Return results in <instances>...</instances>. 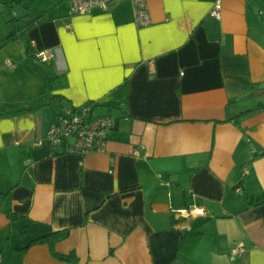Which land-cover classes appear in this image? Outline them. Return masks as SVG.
Returning <instances> with one entry per match:
<instances>
[{
	"label": "crops",
	"instance_id": "obj_1",
	"mask_svg": "<svg viewBox=\"0 0 264 264\" xmlns=\"http://www.w3.org/2000/svg\"><path fill=\"white\" fill-rule=\"evenodd\" d=\"M147 1L146 27L131 0L85 15L36 1L57 17L25 40L57 51L65 106H45L34 71L41 95L6 101L30 110L0 116V264H264V0ZM93 103L118 121L105 150L55 147L62 110Z\"/></svg>",
	"mask_w": 264,
	"mask_h": 264
},
{
	"label": "built area",
	"instance_id": "obj_2",
	"mask_svg": "<svg viewBox=\"0 0 264 264\" xmlns=\"http://www.w3.org/2000/svg\"><path fill=\"white\" fill-rule=\"evenodd\" d=\"M117 0H71V15L92 14L94 12H107L111 5ZM134 7L135 22L139 27H146L152 23L150 7L147 0H131ZM222 4L219 1L211 15L221 18ZM41 63H51L57 57V51L47 49L36 54ZM117 126V120L111 115L94 116V109L91 106L83 108L66 107L59 115L58 122L50 129V140L55 147L67 146V151L76 154H89L105 150L109 133ZM74 140V144L70 141ZM246 173L248 171L246 170ZM190 213L201 214L197 209L190 210ZM245 252L244 246L234 250V255H241Z\"/></svg>",
	"mask_w": 264,
	"mask_h": 264
},
{
	"label": "trees",
	"instance_id": "obj_3",
	"mask_svg": "<svg viewBox=\"0 0 264 264\" xmlns=\"http://www.w3.org/2000/svg\"><path fill=\"white\" fill-rule=\"evenodd\" d=\"M37 0H23L21 8L23 11L27 12V23L24 24L23 18H20L17 15L16 8L9 4L7 6V11L9 15V19L7 20V26L9 30L14 32V35L9 39L3 41L0 45V50L7 45V43L13 41L23 40L26 48L27 61L31 65L33 71L37 75L38 79L42 81L45 88V97L46 103L45 106L48 107H63V97L56 92L67 87V80L64 75H58L52 71L50 63L45 64L39 62L37 59L33 47L29 40H25L26 35L29 33L30 29H32L37 23L46 22L54 20L57 17V9L52 8L50 10H39L35 7ZM95 108V104L88 105ZM264 108V104L262 105ZM30 109H20L15 104L7 103L4 106H0V116L6 115H17L23 112L29 111ZM239 117L236 119L238 120ZM118 122V121H117ZM117 127V126H116ZM254 157L264 156V152L258 150L257 146H253ZM69 236V231H58L51 232L46 236L40 237L32 242V245L38 244H48L51 248L65 240ZM55 256L61 260L68 261L70 263L76 262V256L74 254L71 255H60L55 253Z\"/></svg>",
	"mask_w": 264,
	"mask_h": 264
},
{
	"label": "rangeland",
	"instance_id": "obj_4",
	"mask_svg": "<svg viewBox=\"0 0 264 264\" xmlns=\"http://www.w3.org/2000/svg\"><path fill=\"white\" fill-rule=\"evenodd\" d=\"M12 3L17 10V15L22 16L24 12L21 11L22 0H0V45L6 39H9L10 34L13 32L9 30L7 20L10 18L7 11V6ZM44 5H50L47 1ZM50 7V6H48ZM10 56V60L13 61L14 66L20 68H31V74L33 69L27 61L26 48L23 42L13 41L7 43L5 47L0 50V106L7 104L6 101H15L18 106L24 107L31 105L28 101L33 97H38L43 91V85L40 81H37L32 74L28 78H21L16 75L15 69H10L6 63V58ZM40 93V94H38ZM37 95V96H35ZM28 101V102H27ZM50 116L56 118L55 109L51 111L47 110ZM104 109H100L95 114L105 113Z\"/></svg>",
	"mask_w": 264,
	"mask_h": 264
},
{
	"label": "water",
	"instance_id": "obj_5",
	"mask_svg": "<svg viewBox=\"0 0 264 264\" xmlns=\"http://www.w3.org/2000/svg\"><path fill=\"white\" fill-rule=\"evenodd\" d=\"M13 35V32L10 34V36L9 37H11Z\"/></svg>",
	"mask_w": 264,
	"mask_h": 264
}]
</instances>
